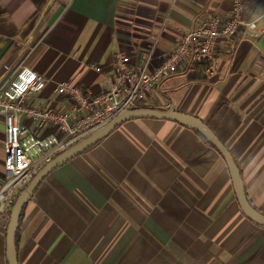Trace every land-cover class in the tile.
Returning a JSON list of instances; mask_svg holds the SVG:
<instances>
[{
    "label": "crops",
    "instance_id": "obj_1",
    "mask_svg": "<svg viewBox=\"0 0 264 264\" xmlns=\"http://www.w3.org/2000/svg\"><path fill=\"white\" fill-rule=\"evenodd\" d=\"M245 1L257 29L218 43L213 74L197 82L189 59L139 107L207 126L238 169L248 203L264 216V0ZM230 6V0H0V58L18 41L30 43L12 73L22 64L43 76L46 86L30 102L68 112L59 85L100 94L117 52L135 67L149 61L151 72L198 24L226 20ZM27 127L36 136L57 133ZM5 137L0 117V187L7 179ZM9 221L10 214L0 215V264H8ZM16 255L18 264H264V229L244 216L227 165L196 132L133 120L48 174L22 210Z\"/></svg>",
    "mask_w": 264,
    "mask_h": 264
},
{
    "label": "built area",
    "instance_id": "obj_2",
    "mask_svg": "<svg viewBox=\"0 0 264 264\" xmlns=\"http://www.w3.org/2000/svg\"><path fill=\"white\" fill-rule=\"evenodd\" d=\"M226 20L208 18L188 33L163 63L149 72V61L133 66L129 56L117 52L113 58V75L105 89L92 96L77 87L59 85L57 94L71 104L68 112H56L30 102L46 86V79L22 64L0 88V117L6 137L4 170L6 182L0 187V215H8L15 194L24 190L30 181L51 160L87 139L121 113L139 107L145 97L162 81L175 76L189 59H200L207 75L215 70V50L221 41H231L254 32L257 23L248 18L245 0H230ZM21 43V44H20ZM23 52H30V43L21 41ZM11 69V67H10ZM32 123L38 130L50 127L56 134L34 135L27 127Z\"/></svg>",
    "mask_w": 264,
    "mask_h": 264
},
{
    "label": "water",
    "instance_id": "obj_3",
    "mask_svg": "<svg viewBox=\"0 0 264 264\" xmlns=\"http://www.w3.org/2000/svg\"><path fill=\"white\" fill-rule=\"evenodd\" d=\"M133 120H159L179 124L189 130L199 133L223 158L229 170L237 203L244 216L253 224L264 229V216L255 211L248 203L244 188L241 183L238 169L226 148L214 136L211 130L198 119L176 112H162L149 109H133L125 111L109 122L106 126L92 134L85 140L80 141L66 152L55 157L30 181L28 186L21 192L10 212V221L6 235V258L8 264H18L16 255V232L22 210L25 203L31 198L44 179L55 169L82 155L90 148L101 142L104 138L116 130L122 123Z\"/></svg>",
    "mask_w": 264,
    "mask_h": 264
},
{
    "label": "trees",
    "instance_id": "obj_4",
    "mask_svg": "<svg viewBox=\"0 0 264 264\" xmlns=\"http://www.w3.org/2000/svg\"><path fill=\"white\" fill-rule=\"evenodd\" d=\"M199 59H195V61L193 62V67L195 69V80L197 82H205L207 80V76L205 75V68H204V65L203 63L199 62L198 61ZM140 108V107H138ZM136 108V109H138ZM141 109V108H140ZM158 111H162V112H166V111H163V110H158ZM196 134H198L200 136V138L202 140H204L206 142V140L199 134L196 132ZM209 146H212L210 145L208 142H206ZM213 147V146H212ZM214 148V147H213ZM22 190H19L16 194H15V198H14V202L12 203V207L13 205L15 204L17 198L19 197V195L21 194ZM10 214V213H9ZM255 225V224H254ZM257 226V225H256ZM259 227V226H257ZM261 228V227H259Z\"/></svg>",
    "mask_w": 264,
    "mask_h": 264
},
{
    "label": "bare ground",
    "instance_id": "obj_5",
    "mask_svg": "<svg viewBox=\"0 0 264 264\" xmlns=\"http://www.w3.org/2000/svg\"><path fill=\"white\" fill-rule=\"evenodd\" d=\"M23 52V48L19 45H14L11 50L7 53L3 61V69L0 71V81L4 77L5 73L12 66L14 61L18 58V56Z\"/></svg>",
    "mask_w": 264,
    "mask_h": 264
},
{
    "label": "rangeland",
    "instance_id": "obj_6",
    "mask_svg": "<svg viewBox=\"0 0 264 264\" xmlns=\"http://www.w3.org/2000/svg\"><path fill=\"white\" fill-rule=\"evenodd\" d=\"M21 41H18L17 43L19 44ZM21 44V43H20ZM16 45V44H14ZM13 45V46H14ZM10 51V50H9ZM3 60L0 58V71L3 69L4 65L2 64ZM13 69H8V71L5 73L4 77L0 81V88L4 86V84L9 80V77L12 75Z\"/></svg>",
    "mask_w": 264,
    "mask_h": 264
}]
</instances>
